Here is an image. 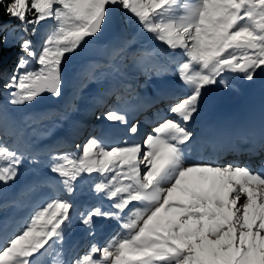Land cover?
I'll return each instance as SVG.
<instances>
[{"label":"snow or ice","instance_id":"obj_1","mask_svg":"<svg viewBox=\"0 0 264 264\" xmlns=\"http://www.w3.org/2000/svg\"><path fill=\"white\" fill-rule=\"evenodd\" d=\"M0 7L29 35L52 22L39 51L29 39L20 44L22 55L3 85L14 106L43 93L59 96L63 62L102 31L113 9L181 57L175 74L187 95L167 109L178 120L165 119L142 144L105 146L91 137L77 145L81 154L51 157V171L69 195L82 174L104 177L94 190L117 211L86 208L81 223L91 228L94 218L116 219L124 230L72 264H264V172L231 162H189L185 148L193 134L184 126L206 86L228 87L229 73L251 81L264 70V0H0ZM33 60L38 67L30 70ZM105 118L127 123L115 110ZM129 131L137 133L138 126ZM22 159L0 144V161L8 162L0 165V183L15 179ZM71 207L51 199L20 234H5L0 264H33L41 250L62 240Z\"/></svg>","mask_w":264,"mask_h":264},{"label":"rangeland","instance_id":"obj_2","mask_svg":"<svg viewBox=\"0 0 264 264\" xmlns=\"http://www.w3.org/2000/svg\"><path fill=\"white\" fill-rule=\"evenodd\" d=\"M11 21L13 23L6 26L2 32L4 45L15 42L17 38L24 34L20 30L19 23L15 20ZM51 26V21L41 22L36 34L26 35L24 39L31 40L33 49L39 51ZM178 52L179 50H177V54H173L167 45L152 39L151 33L141 30L139 24L130 22L124 12L113 9L109 12L102 31L96 36L88 38L86 44H83L73 54H68L67 59L63 62L62 86L59 96L43 93L33 102L25 103L22 106H14L8 102L10 99L8 90L0 87V144L17 151L18 154L23 156L15 179L7 184L0 183V204L12 200L9 203L7 202L8 205H2L0 213L6 211L13 214L17 210L14 204L16 198L19 200L28 195L32 190L29 187L35 182L38 184L42 179L54 178L57 186L63 187L59 183L61 178L51 171V165L54 162L51 157L82 153V148H77V145L86 143L82 139L86 131L78 135L81 123L90 120L94 124L96 122H99V125L107 122L109 124L110 121L105 118V114L115 110L113 109L114 103L118 101L117 99L120 96V93H117L118 89L122 91L128 87L127 90L130 92L129 94L124 92V98L129 96L131 98L150 86L163 88L165 85H177L179 77L175 74V67L176 63L181 61ZM14 53V49H10L7 53L0 54V74L8 73L3 80L4 83L13 72L17 62L16 60L11 67V58H13ZM152 65L159 67L151 69L150 66ZM28 67L32 70L36 69L38 65L33 60ZM256 72L254 79L251 81L240 78L239 74L235 77L231 73L226 74L224 79L227 80L228 87L219 82L206 86L200 97L199 105L206 102L210 95H214L217 101L222 103L223 108L230 110L242 111L250 108L252 104L257 106L264 97V70L258 69ZM127 80L137 82L138 86L133 89L131 84L126 85ZM230 80L234 82L232 83ZM2 85L4 84L0 83V86ZM145 92L149 93L148 89L144 90V94ZM186 95L187 92L185 91L180 95V98ZM109 96L112 97L104 104L102 99ZM119 101L121 100L119 99ZM115 111H117V108ZM255 114L257 119L259 115L264 116V107H258ZM235 117L234 120H230L227 119V115H218L215 124L219 126V123H223V127L231 126L235 133L237 130L242 129L237 124L243 125L248 120ZM67 138L70 139V142L75 140V144L66 145L67 147L59 149L54 148L53 145L57 143H68ZM106 146L114 145L113 143H107ZM7 163V161H0V165H7ZM111 175L108 174L109 177ZM101 177L98 173L82 174L81 178L74 182V190H78V193L73 192L72 197L74 196V199L80 198L82 195L80 191L87 186V180L90 181V185L92 184V191L95 185L104 179V177ZM38 185L39 189H43L46 184ZM72 197L69 194L67 196L58 194V197H51L46 201L59 198L67 200L72 205L70 218L62 225L64 236L73 224V222H70L72 215H75L77 221L80 222L77 228L80 230L82 227L79 214L85 208L77 206L75 210ZM46 202L37 207L36 204L33 205L36 208L32 207L33 209L29 210L28 213L26 212L25 223L29 222L31 216L46 205ZM109 203L108 206L111 205L112 201L110 200ZM96 230L99 231V229ZM121 230L123 229L119 225L114 233L118 235ZM69 231L72 232L71 229ZM10 234L11 232L8 233V236ZM73 239L75 240V237L70 235L65 240L71 242ZM107 243H103L100 247L105 246ZM40 261L42 260L37 259L33 264H39Z\"/></svg>","mask_w":264,"mask_h":264},{"label":"bare ground","instance_id":"obj_3","mask_svg":"<svg viewBox=\"0 0 264 264\" xmlns=\"http://www.w3.org/2000/svg\"><path fill=\"white\" fill-rule=\"evenodd\" d=\"M155 67H157V66H155ZM137 75H138V73H137ZM127 82L128 81H126V84H127ZM178 82H179L178 84H181V86L175 85V87H166L164 89V91L161 90V91L154 93L153 98L150 97V95L153 92V89L151 88L148 90L149 93L145 92V94L143 93L139 97H136L137 95H134V97H131V98L129 96L128 99H120L121 97L124 96L122 94L119 96V99L121 101H119V99H118V101H116L115 103L113 102L114 107H115V108L114 107L113 108L115 110L117 108V112L119 114L124 115L127 122L130 120V118L132 116H134L136 114V112L137 113H142V112L146 113L144 116L141 117V119L138 118L136 123L132 124V125L138 126V132L137 133H135V134L131 133L129 131V129L131 127H128L127 123L125 125V123H121L119 121H110L109 124L107 122L104 125L105 127H103L102 130H101V128L98 131L93 130L89 135H92L93 137H97V135H100L99 140L103 141L104 144L107 143V142H104L107 140V141H111V143H113L114 146L123 145L125 142L141 143L142 144L143 140H141V139L144 136L145 137L143 139H145L147 135L153 134V129L159 125L157 123L153 127V129L147 134V126L152 120L157 119L161 115H166V117H169V118L172 115L177 117L176 115L168 112L167 109L169 108V106L171 104H173L172 102L168 103V101L170 99L172 100V99L176 98V96L174 95V92H175L174 90L176 87L180 86L183 89L182 91H186L185 87L182 84V82L180 81V79L178 80ZM179 90L181 91V89H179ZM119 91L120 90L118 89L117 93ZM128 93L126 92V94H128ZM162 94L164 95V99L162 100L164 102L161 103V107L159 109H153L152 110L151 108L154 107L153 104L156 105V103H153L154 102L153 100ZM110 97H112V96L104 97L102 99V102L104 101V104H105L108 100H110ZM112 100H114V99H112ZM166 103H168V104H166ZM138 106H143L144 109L142 111H136V108ZM258 107L263 108L264 105L260 104V105L256 106V109ZM133 110H135L136 112ZM248 110H249V108H246L240 112L237 109L230 110L227 108H223L222 103L218 102L217 98H215L214 95H210L206 102L199 105L198 111L193 115L194 116L193 121H189L190 125L192 124V122H194V124H193L194 130L189 128V126H186L187 130H192L193 131L192 134L194 135V136L192 135L191 142L189 144H187V146L185 148V156H186L187 160L189 162H200V161L212 162V163H216V164H220V165L231 162V163L238 164L239 166H247L248 168H250L254 172H264V161H259V159H258L259 154H264V116L259 115L258 119L256 117L257 123L254 124L253 123V115H252V113H250L249 117L245 118L248 120L243 125L237 124V125H240L242 127V129L237 130L235 132L236 133L235 135L237 137L241 138L242 141L248 142V144L250 146H248L246 148L241 147V145H240L241 143L237 144L235 150H232L231 148H228V147H222L218 144V142L215 138V136H216L215 131L218 130V127H219L218 125L215 124L216 116L224 114L225 116L227 115V119H230V120H234L236 118L235 116H237L240 119H244V116L246 113H248ZM254 118H255V116H254ZM196 119H198V120H196ZM90 123H91L90 120H87L86 122L83 121L81 123V127H82L80 129L81 131L79 132L78 135H80L83 131L92 128L93 126L90 125ZM129 124H130V122H129ZM221 127H223V126H221ZM221 130H222V128H221ZM221 133H223V132H221ZM260 139H261V142L258 143V141ZM69 141H70L69 138H67V142H69ZM58 145H62V143L56 144V146H58ZM141 167H144V165L142 164ZM255 168H261V169L257 170ZM43 183L46 184V186H45L46 188L39 189L38 184H43ZM38 184H36V182H35V184H33L29 187V188H32V190L28 193V195L23 196L19 200H17V198H16V200L14 201L15 202L14 204H15L17 210L13 214L12 213L9 214L6 211H3L2 213H0L1 214L0 215V242H2V239L5 236V234L8 235V233L11 232L9 237H12V236L18 235V234H20V232H22L23 227H21V226H24L23 222L25 221V220L23 221V218L26 219V215H27L26 212L28 213L29 210L33 209L35 207L33 205L36 204V207L38 205L40 206L43 202H46L48 200V197L55 196L56 193L59 192L60 190L63 191V187L57 186V182L55 181L54 178L42 179V180H40V182H38ZM86 184H87V187L85 188V190H83V192L84 191L85 192L83 193V195H81L82 198L79 201L87 200L86 203L91 202V201H93L92 203H94L96 201H100L101 203L99 202V205L103 204L101 208L104 210L106 207L105 205L110 204L109 203L110 200L108 199L107 201L102 202L101 199L103 197H101L100 194H97L95 192V190H94L95 187H94L93 191H91V185L92 184L90 185V181L88 182V180H87ZM23 191H24V189H23ZM91 192H93L92 196L89 197ZM74 193L75 194L78 193V190L75 189ZM11 201H9V202H11ZM7 202L8 201L3 203L2 205H4V204L6 205ZM21 203H23V204L21 205ZM24 204H25V207H24ZM132 204L138 206V202H132ZM2 205L0 204V206H1L0 208L3 207ZM109 209H111V211H113V210L117 211L116 209H113V208H109ZM79 216H80V214H79ZM72 219L74 220V222L76 221V218H72ZM97 219H99V218L97 217L96 221H97ZM114 220H116V219H111V221H112L111 224H113V225H114ZM75 223L78 224V221H76ZM117 223L118 224H116V226H118L121 223V221H118ZM107 229H108V227L103 229L102 233H100L99 236L103 235V233ZM18 230H19V232H18ZM95 242H96V240H95ZM61 260H62V258L61 259L59 258L57 260V262L56 261L52 262L51 259H49V260H46L45 263L48 262L50 264H61L60 263Z\"/></svg>","mask_w":264,"mask_h":264},{"label":"trees","instance_id":"obj_4","mask_svg":"<svg viewBox=\"0 0 264 264\" xmlns=\"http://www.w3.org/2000/svg\"><path fill=\"white\" fill-rule=\"evenodd\" d=\"M0 23L3 24V27L0 28V54H3V53H7L8 50L10 49H14L15 53L13 55V58H11L12 62H11V67H12V64L17 60V58L20 56L21 54V50H20V44L22 42V40L26 37V35H29L28 33H24L23 35H21L19 38H17V40L13 43H10V44H6L4 45L3 44V40H2V32L4 31L5 27L12 24L13 21H11L10 23V20L8 22V17L6 15H4V12H3V8L0 7ZM25 36V37H24ZM10 67V69H11ZM8 75V73H3V74H0V83H3V80L5 79V77ZM1 88H3V85L0 86Z\"/></svg>","mask_w":264,"mask_h":264}]
</instances>
